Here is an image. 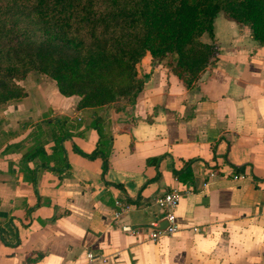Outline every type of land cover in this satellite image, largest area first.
I'll use <instances>...</instances> for the list:
<instances>
[{"label":"crops","instance_id":"obj_1","mask_svg":"<svg viewBox=\"0 0 264 264\" xmlns=\"http://www.w3.org/2000/svg\"><path fill=\"white\" fill-rule=\"evenodd\" d=\"M214 33L191 89L147 53L134 105L79 109L22 81L0 107V264H264V46L224 14ZM172 190L179 230L151 241Z\"/></svg>","mask_w":264,"mask_h":264},{"label":"trees","instance_id":"obj_2","mask_svg":"<svg viewBox=\"0 0 264 264\" xmlns=\"http://www.w3.org/2000/svg\"><path fill=\"white\" fill-rule=\"evenodd\" d=\"M219 14L264 46V0H0V107L27 96L33 73L79 109L134 105L147 53L191 89L218 62Z\"/></svg>","mask_w":264,"mask_h":264},{"label":"built area","instance_id":"obj_3","mask_svg":"<svg viewBox=\"0 0 264 264\" xmlns=\"http://www.w3.org/2000/svg\"><path fill=\"white\" fill-rule=\"evenodd\" d=\"M213 174L214 173L212 172L211 176ZM180 200L181 193L177 190L168 191L164 195L155 198L154 203L163 211L165 215L164 220L168 223V225L165 229H161L160 221L152 222L147 230V237L149 240L158 241L163 235H173L178 232L179 225L176 218V209L180 203ZM116 205L118 206L119 210L114 214L115 222H117L121 215L128 209V206L121 202H116ZM123 231L131 234L134 233V230L131 227H123ZM88 258L90 262H94L96 260L104 263L107 262L106 258L98 257L91 252L88 254Z\"/></svg>","mask_w":264,"mask_h":264},{"label":"rangeland","instance_id":"obj_4","mask_svg":"<svg viewBox=\"0 0 264 264\" xmlns=\"http://www.w3.org/2000/svg\"><path fill=\"white\" fill-rule=\"evenodd\" d=\"M248 30H249V28H248ZM249 32H250V30H249ZM203 40V39H202ZM29 76H32V78L31 79H29L27 82H28V84H31V83H33L34 81H37V82H39V81H43V80H46V81H49V82H52L53 80L52 79H50L49 77H47L46 75H43V74H39V73H33V74H31V75H29ZM29 78V77H28ZM23 82H25V81H23ZM23 82H21V83H23ZM53 83H54V81H53ZM23 85V84H22ZM121 104H123V103H121ZM121 104H119V105H121Z\"/></svg>","mask_w":264,"mask_h":264},{"label":"water","instance_id":"obj_5","mask_svg":"<svg viewBox=\"0 0 264 264\" xmlns=\"http://www.w3.org/2000/svg\"><path fill=\"white\" fill-rule=\"evenodd\" d=\"M168 223L166 221H164V223L161 224V229H165V227H167Z\"/></svg>","mask_w":264,"mask_h":264}]
</instances>
